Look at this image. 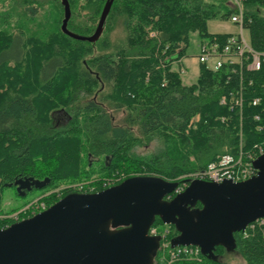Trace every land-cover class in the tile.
<instances>
[{
    "label": "trees",
    "instance_id": "16d2710c",
    "mask_svg": "<svg viewBox=\"0 0 264 264\" xmlns=\"http://www.w3.org/2000/svg\"><path fill=\"white\" fill-rule=\"evenodd\" d=\"M68 1V30L92 36L107 0ZM233 3L114 0L93 43L64 34L63 14L48 43L50 51L38 48L45 59L36 70V87L21 90L0 80V229L14 223L2 216L3 191L18 180L48 178L45 192L81 181H91L100 192L108 182L134 176H158L181 186V179L221 156L264 148V63L257 71L248 70V62L216 71L200 63L191 86L183 85L175 70L186 57L192 33L220 43L235 35L208 30L212 20L231 22L239 13ZM241 5L250 46L264 53V0H241ZM117 26L122 35L114 38ZM25 45L21 35L0 31V77L19 72ZM236 94L242 105L231 111ZM59 106L71 117L60 129L51 117ZM55 197L43 200L50 207ZM162 225L157 218L154 227ZM177 236L170 226L168 239ZM235 239L234 251L245 264H264V227L253 223ZM226 252L217 247L213 257H181L172 264H226L219 260Z\"/></svg>",
    "mask_w": 264,
    "mask_h": 264
},
{
    "label": "water",
    "instance_id": "95a60500",
    "mask_svg": "<svg viewBox=\"0 0 264 264\" xmlns=\"http://www.w3.org/2000/svg\"><path fill=\"white\" fill-rule=\"evenodd\" d=\"M60 1L62 32L96 42L114 0L106 1L92 36L68 30L70 3ZM254 166L257 175L246 181L188 180L182 192H177L178 181L134 176L100 192L69 193L45 211L0 229V264H155L161 236L149 232L157 218L177 230L173 248L195 246L211 257L217 247L234 251L235 234L264 219V154ZM22 181L30 183L29 189L50 182Z\"/></svg>",
    "mask_w": 264,
    "mask_h": 264
},
{
    "label": "rangeland",
    "instance_id": "374dc122",
    "mask_svg": "<svg viewBox=\"0 0 264 264\" xmlns=\"http://www.w3.org/2000/svg\"><path fill=\"white\" fill-rule=\"evenodd\" d=\"M62 6L59 0H26L24 3L23 0H0V31L19 34L24 38L26 44V57L19 72L14 70L13 73H5L6 75L1 76L0 80H9L8 84L11 86L12 84L13 86L18 85V89L21 90L36 87V70L45 59L43 58V56H45L43 55L44 53L39 51L40 49L38 48H47L49 50L51 44L48 43L56 32L58 20L64 14V10L60 11V7ZM208 30L211 34L240 33V28L237 25L222 20L210 21L208 23ZM112 34L114 38L119 37L120 34L122 35L120 26H117ZM243 34L244 37L249 40L248 31L244 30ZM205 41L206 40H202L197 33L191 34L190 45L187 49L186 57L183 60L186 71L181 72V68L175 67V70L179 72L183 85L191 86L197 82L200 71L198 60L201 52L200 45ZM39 45L40 47H38ZM11 66L13 67L14 65ZM22 78L24 79L21 80ZM11 92L14 93L13 91ZM51 117L54 126L59 129L63 128L71 118L70 114L61 106L51 113ZM150 149L152 148H146L144 152H148ZM141 151L143 152V150ZM191 175L192 174L187 175L181 180H186ZM78 185H83L86 189L92 187L91 181L75 183L63 182L59 184L58 187L50 189L47 192L43 189H35L25 196L20 193L18 194L14 188H6L3 191L2 211L4 213L2 216L13 217L19 215V218H23L29 214V206L35 200L41 199L42 201L43 198L54 195L56 196L55 199L59 201L66 190H70L71 193H77L76 189ZM182 187L184 188V185H182ZM45 204L48 206L46 202ZM168 228L169 226L162 225L160 231H165ZM219 260L226 264H245L241 255L235 251H227Z\"/></svg>",
    "mask_w": 264,
    "mask_h": 264
},
{
    "label": "built area",
    "instance_id": "2783aa9c",
    "mask_svg": "<svg viewBox=\"0 0 264 264\" xmlns=\"http://www.w3.org/2000/svg\"><path fill=\"white\" fill-rule=\"evenodd\" d=\"M234 3L237 5L239 13L232 16L231 23L237 25L240 28V33L232 35L225 43H220L217 41L211 42L209 40L202 42L200 45L201 52L198 57L199 63L207 64L209 68L216 71L221 69L225 64H239L242 66L244 63L248 62L247 69L250 71H257L264 63V53H259L253 50L250 46L249 40L244 37L241 0H234ZM180 68L181 72H185L183 65H181ZM233 97L234 104L230 108L231 111H233L235 108H240L242 105L241 95L236 94ZM258 102V100H255L254 104H257ZM221 103L226 104V99L223 98ZM256 119L259 120L258 117H256ZM262 154H264L263 146H256L255 151L248 155L240 152V154L235 156H221L215 162L209 164L204 170L192 174L182 184L184 185V188L182 185L179 186L177 192H182L187 187L188 180L200 179L212 182H222L224 180H232L233 182L246 181L257 175L258 170L254 166V161ZM114 185L117 184H114L112 181L105 184L107 188ZM76 190L77 193L95 192L93 187L86 189L83 185H78ZM48 208L49 207L43 200L41 201V199H38L31 203L29 206L30 212L25 218H19V215L13 217H3L11 219L15 223L33 217ZM254 224L264 227V219H259L254 222ZM8 226L4 228H7ZM149 234L151 236H161V246L156 256L155 264H172L181 257L199 260L200 256L202 255L200 248L195 246H179L173 248L171 241L168 239L170 234L168 229L165 231H160L159 227L153 226L150 229Z\"/></svg>",
    "mask_w": 264,
    "mask_h": 264
},
{
    "label": "flooded vegetation",
    "instance_id": "af4514ba",
    "mask_svg": "<svg viewBox=\"0 0 264 264\" xmlns=\"http://www.w3.org/2000/svg\"><path fill=\"white\" fill-rule=\"evenodd\" d=\"M17 182H18V185H15V183H14L10 188H14V190L17 192V188L19 186L25 187V189H23L22 191H20V194H22V192H24V196L27 195L29 192L35 190V187H32V189H29V184H30L29 182H24L22 180H18ZM168 230L170 232V226H169Z\"/></svg>",
    "mask_w": 264,
    "mask_h": 264
},
{
    "label": "crops",
    "instance_id": "0c3cea01",
    "mask_svg": "<svg viewBox=\"0 0 264 264\" xmlns=\"http://www.w3.org/2000/svg\"><path fill=\"white\" fill-rule=\"evenodd\" d=\"M230 34H232V33H230ZM184 60V59H183ZM183 60H182V65H183V67L185 66V64H184V62H183ZM200 64V63H199ZM185 68V67H184ZM185 71H186V68H185Z\"/></svg>",
    "mask_w": 264,
    "mask_h": 264
}]
</instances>
